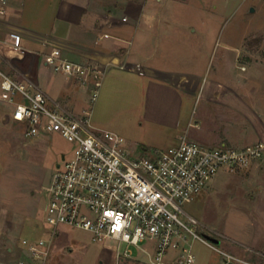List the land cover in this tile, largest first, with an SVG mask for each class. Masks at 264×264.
Masks as SVG:
<instances>
[{
  "label": "rangeland",
  "instance_id": "rangeland-1",
  "mask_svg": "<svg viewBox=\"0 0 264 264\" xmlns=\"http://www.w3.org/2000/svg\"><path fill=\"white\" fill-rule=\"evenodd\" d=\"M26 1L30 14L39 0ZM188 1L193 23L188 53L181 51L179 60L171 61L173 68L193 72L186 102L190 105L187 116L195 127L189 128L188 137L210 148L264 141V0ZM101 91L95 102L88 101V108H94L93 124L108 142L122 139L130 159L176 146L142 118L140 85L114 84ZM10 109L7 101L0 100V237L4 246L12 240L51 238L45 224L46 189L56 164L72 152V144L58 133L26 137L24 126L9 118ZM183 210L205 227L201 235L222 253L237 254L228 237L249 245L252 238L263 243L264 161L244 169L223 168ZM37 225V235L22 238ZM59 230L51 264H149L147 255H139L134 246L135 258L117 262L112 243H96L89 233L66 226ZM212 236L222 244L214 243ZM194 252L196 264H222L224 259L200 241L194 243ZM250 260L261 262L254 254Z\"/></svg>",
  "mask_w": 264,
  "mask_h": 264
},
{
  "label": "built area",
  "instance_id": "built-area-1",
  "mask_svg": "<svg viewBox=\"0 0 264 264\" xmlns=\"http://www.w3.org/2000/svg\"><path fill=\"white\" fill-rule=\"evenodd\" d=\"M0 3L4 15L7 0ZM27 55L19 33H10L9 41L0 45V91L12 106L13 120L24 126L28 138L58 133L72 144L71 154L56 164L46 189L45 224L51 238L20 241L32 262L47 264L62 226L87 232L96 243H112L117 262L135 258L132 246L139 255H147L149 264H196L197 241L221 252L201 235L205 227L183 205L191 203L223 168L244 169L264 161V141L210 148L186 133L176 146L132 160L122 148V139L108 142L98 134L92 110L75 114L4 70V66L17 70ZM45 64L78 79L91 92L92 102L97 100L102 88L97 69L65 60L60 49L48 53ZM7 250L0 237V260Z\"/></svg>",
  "mask_w": 264,
  "mask_h": 264
},
{
  "label": "crops",
  "instance_id": "crops-1",
  "mask_svg": "<svg viewBox=\"0 0 264 264\" xmlns=\"http://www.w3.org/2000/svg\"><path fill=\"white\" fill-rule=\"evenodd\" d=\"M26 4V0H7L6 12L0 14V45L9 41L10 33H19L28 53L17 70L10 67L13 76L33 84L75 114L92 110L93 119L89 89L45 64V56L60 49L65 60L91 65L100 72L102 94L114 84L140 85L144 91L142 118L172 144L177 145L188 133L192 118L187 116L190 105L186 99L190 98L193 72L171 66L181 51L188 53L193 28L188 0H39L30 14ZM3 96L0 91V100L6 102ZM12 111L11 106V119ZM39 227L22 238L37 235ZM228 239L234 242L237 254H226L243 264H262L264 240L252 238L249 245ZM6 247L0 264H39L32 262L20 243L12 240ZM253 254L261 262L251 261ZM234 262L224 255L222 264Z\"/></svg>",
  "mask_w": 264,
  "mask_h": 264
},
{
  "label": "water",
  "instance_id": "water-1",
  "mask_svg": "<svg viewBox=\"0 0 264 264\" xmlns=\"http://www.w3.org/2000/svg\"><path fill=\"white\" fill-rule=\"evenodd\" d=\"M251 11H253V9L251 10ZM214 243H219L220 241H218L217 239H214V238H212L211 239Z\"/></svg>",
  "mask_w": 264,
  "mask_h": 264
}]
</instances>
